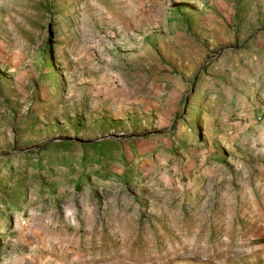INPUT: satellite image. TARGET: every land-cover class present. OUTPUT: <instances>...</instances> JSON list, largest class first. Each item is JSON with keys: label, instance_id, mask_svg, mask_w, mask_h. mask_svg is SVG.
Wrapping results in <instances>:
<instances>
[{"label": "rangeland", "instance_id": "1", "mask_svg": "<svg viewBox=\"0 0 264 264\" xmlns=\"http://www.w3.org/2000/svg\"><path fill=\"white\" fill-rule=\"evenodd\" d=\"M0 264H264V0H0Z\"/></svg>", "mask_w": 264, "mask_h": 264}, {"label": "trees", "instance_id": "2", "mask_svg": "<svg viewBox=\"0 0 264 264\" xmlns=\"http://www.w3.org/2000/svg\"><path fill=\"white\" fill-rule=\"evenodd\" d=\"M174 12H176V13H178L179 14V12H178V10H177V8H175L174 9ZM103 142V140H91V141H87V142H83V143H81V145L82 146H90L91 148H93V149H97V152L98 153H100L101 152V148H100V144ZM65 143V141L64 140H62V141H57V142H55V144H57V146H59V144H64ZM68 145V144H67ZM27 152V151H26ZM30 153H31V151H30ZM42 153H44V151L42 152ZM36 156H37V160H39V161H41V159H42V156H40L39 154H35ZM104 156H102V155H100V156H98L97 158H87V157H85V156H81V158L79 159V161H78V163H79V166H83V164L85 163V161H91V159L92 160H94L95 162L94 163H96V164H100V167L99 168H97V170H96V172L93 174L97 179H101V180H104V179H107V178H109V175L107 174V172H106V168H105V164H102V162L105 160H107V158H103ZM24 160H29V158L28 157H24L23 158ZM27 163V162H26ZM28 166H30V167H32L33 169H38L37 171H40V170H42L43 168L42 167H40V166H38V163H36V164H34V165H32L31 163H29V164H27ZM58 165H61V166H64L65 165V162H63V163H58ZM124 182H126L125 180H124ZM8 206V205H7Z\"/></svg>", "mask_w": 264, "mask_h": 264}]
</instances>
